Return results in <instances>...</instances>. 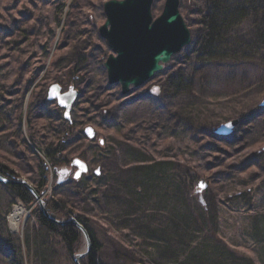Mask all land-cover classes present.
<instances>
[{
	"label": "rangeland",
	"instance_id": "374dc122",
	"mask_svg": "<svg viewBox=\"0 0 264 264\" xmlns=\"http://www.w3.org/2000/svg\"><path fill=\"white\" fill-rule=\"evenodd\" d=\"M107 1L0 0L1 28L9 27L16 20L18 23L23 16L29 20V31L33 37L22 46L23 52L17 56L18 61L24 58L25 61L31 60L34 64L44 44L48 43L47 56L44 58L41 56L44 68L26 90L21 106V133L25 140L24 144L31 148L33 154L23 145L17 151L16 147L12 146L15 151L7 153L9 148L4 144L1 160L10 164L18 178L33 183L31 180L34 176L36 178L38 158H42L37 149L40 146L39 142L53 143L57 139L55 136L61 137L60 132L62 134L61 129L51 130L53 125L45 130L46 114L41 110L40 103L53 83H61L62 89L68 90L70 83L64 80V75L74 64L76 65L73 55L83 53L86 62L81 63L79 60V71L73 73L74 80L71 82L80 97L75 101V103L78 101L76 105V113L79 110L78 118H75V113L72 114L75 126L73 123L69 124L73 127L70 133L73 140L68 157L73 159L78 154H84L89 163L87 176L91 179L75 186L68 178L65 185L58 187L55 184L56 178H52L43 189L44 201L52 199L60 203L66 211L72 212L71 218L75 216L86 218L101 246L99 258L103 264H219V259L224 264L252 262L254 264L257 259L264 260L262 233L264 225L255 234L251 228L253 217L264 215V203L262 202V205L255 203L261 197L263 201L264 197V189L257 192L259 187L264 186L262 184L264 165L246 174L239 172L243 162L250 155L254 156L255 152L264 148V109L260 114L257 109L264 94L256 96V92L253 91L231 99L212 100V103L204 105L203 113L198 118L202 127L213 128L211 135L205 133L196 140L193 134L180 135L176 132L178 136L169 138L167 121L175 116L180 118V115H183L181 106L185 107L183 103L187 101L164 99L159 90L158 95L161 97L153 94L152 88L159 87L156 79L129 96H122L120 86L109 85L107 81L102 64L111 51L98 35V29L105 22L103 5ZM200 1L202 0L179 1V13L190 30L192 40L194 31L189 25L195 17ZM164 3L165 0L153 1L151 9L153 19L161 15ZM52 4L61 8L56 21H53L49 10ZM14 5L20 7L22 17L15 14ZM44 6H47L45 10ZM50 20L52 23L47 26ZM3 57L8 56L0 47V58ZM62 61L65 66L59 64ZM4 63L0 62V66ZM26 63L22 62V65ZM173 63L176 61L172 60L165 68L172 66ZM24 69L18 68L20 71ZM13 72L12 66L8 76L10 80ZM19 85L20 82H17L13 92L7 93L8 96L5 94V99L20 92ZM40 85L41 89L37 90ZM39 97L42 98L37 107ZM8 103L10 100H7L6 104ZM104 112L115 115V123L122 131L121 142L135 146L155 161L174 163L178 173L186 171L190 176L199 175L200 180L194 187L195 192L199 194L195 197L203 205L207 204V200L217 204L215 219L207 231L203 233L193 229L189 233L181 232L179 227L181 223L177 215L178 204L171 197H163V187H138L136 181L130 180L122 157L100 151L98 148L100 140L104 145L107 143L108 147L113 145L112 140L105 142L106 134L103 133L105 122L101 120ZM38 118L42 120L41 125H36ZM232 120L238 121V125L231 134L227 137L218 135V128ZM80 124L95 130L96 137L93 141L86 138L83 140L84 135L80 130L84 127ZM31 129H34V132ZM33 135L37 145L30 140ZM12 142L17 144L15 139ZM91 156L95 157L96 164L92 163ZM223 159L230 165L220 170L222 174H214L215 168L211 170L212 172L205 173L207 166L211 168ZM97 167L100 168L102 176L100 175L101 179L96 177L95 179L99 180H94L92 172ZM233 167L236 170H232ZM74 171L75 168L72 167L71 175ZM200 182L203 188L197 186ZM241 185H246V189ZM248 186L251 190H247ZM245 192L249 198L242 197ZM15 206L21 207L24 214L19 220L16 234H12L5 218ZM35 206H38L37 203ZM2 220L6 222L5 228L9 234L18 236L20 240L24 230L35 224L31 210L20 202H12L0 189L1 227ZM258 225L259 222L256 227ZM85 249L86 243L81 236V247L73 258L83 253Z\"/></svg>",
	"mask_w": 264,
	"mask_h": 264
},
{
	"label": "trees",
	"instance_id": "16d2710c",
	"mask_svg": "<svg viewBox=\"0 0 264 264\" xmlns=\"http://www.w3.org/2000/svg\"><path fill=\"white\" fill-rule=\"evenodd\" d=\"M51 6L49 7L51 17L53 21H56L60 16L61 8L54 4ZM46 7L44 6V10ZM14 11L18 17L19 14L22 17L19 6L14 5ZM6 16L4 14V17L11 22V19ZM24 18L26 17L23 16L18 23L16 20L7 28L0 27V47L8 56L0 58V62H5L0 66V173L7 178L18 175L14 174L10 164L1 160L3 145L5 144L9 148L7 153L14 152L13 147H16L17 151L22 145L32 153L31 148L24 144L25 140L21 133V106L26 90L44 68L41 63V56L44 58L48 54V43H46L39 56L36 57L34 64L31 60L25 61L24 58L20 61L17 60V56L23 52L22 46L33 37L29 31V20ZM51 23L50 20L47 26ZM189 26L191 29L193 28L194 39L172 58L176 63L164 68L154 79L157 80L160 94H163L164 99L187 101L183 103L186 105L185 107L181 106L183 115H180V118L172 115L174 118L167 121L169 138L173 139L178 136L177 132L180 135L193 134L194 139L198 140L200 135L205 133L211 135L213 129L207 126L202 127L203 125L198 120L206 103H212V100H226L243 96L253 91L256 92V96L264 94V0H202ZM21 40L24 41L21 42ZM73 57L76 65L74 64L75 66L73 65L64 75V80L68 83L74 80L73 73L79 71V60L81 63L86 62L83 53H76ZM22 62L27 63L22 65ZM59 64L65 66L63 61ZM12 66L14 72L10 80L8 76ZM20 67L25 69L20 71L18 70ZM67 76L68 79L66 80ZM4 79L7 80L4 81ZM9 80L10 82L7 83ZM17 82H20V89L18 90L21 91L5 99V94L8 96L7 93L13 92V87L16 88ZM58 84L61 85V83ZM41 87L40 85L37 90H40ZM138 90H132L128 96ZM158 97L161 96L158 95ZM41 98L37 99V107ZM42 99L40 106L46 114L45 130L47 131L50 125H53L50 129H61L62 134L60 132L61 137L55 136L57 138L55 142L49 144L48 142H39L40 146L37 147L42 158H38L37 170L35 169L36 178L34 176L31 181H33L32 185L39 195L43 193V189L47 185L49 170L52 171L53 176L60 168H64L67 172L70 171L72 159L68 157V154L73 140L70 135L73 127L63 120L61 110L57 108L55 103L48 102L46 95ZM7 100H10V103L6 104ZM77 103L78 101L72 109V114H76L75 118L79 116V110L76 113ZM17 104L18 107H16ZM257 109L260 114L264 108L258 107ZM115 118L111 112H104L101 116V120L105 122L103 128V133L106 134H104L105 142L112 140L113 145L108 147L106 143V145L98 146L100 151L111 152L122 157L130 180L136 181L138 187L162 186L163 197H171L178 204L177 215L181 223L179 226L181 232L189 233L193 229L199 232L203 231V233L207 231L215 219L217 204L207 200V204L203 205L195 197L199 194L194 190L195 184L200 180L199 175L190 176L186 171L178 173L174 163L155 161L147 153L136 149L135 146L121 142L122 131L116 125ZM41 123L42 120L38 118L36 125H41ZM31 130L34 132V129ZM35 135L31 136L30 140L34 145H37ZM13 139L16 140L17 144L12 142ZM260 143L263 142L260 141ZM124 150L127 151L124 152ZM77 157L89 165L84 154H78ZM91 159L92 163L96 164L95 157L91 156ZM262 164L264 165V151L260 150L255 152L254 156L250 155L243 162L239 172L246 174L258 167L261 168ZM228 165L230 163L223 159L211 168L207 166L205 173L212 172L211 170L215 168L214 174H222L220 170ZM233 169L236 170L235 167ZM234 172L236 173V171ZM90 179L91 177L84 176L79 181L70 179V183L78 186ZM92 179L99 180L101 177L99 179L92 177ZM241 186L246 189V185ZM0 189L8 195L12 202L17 200L27 209H31L35 205L31 193L22 186L0 184ZM260 189H264V186L259 187L257 192L263 191ZM247 190H251L250 187ZM242 197L249 198L248 193H243ZM260 200L255 203L262 205L264 197L263 201L262 197ZM45 203L47 211L55 219L67 220L72 217V212L66 211L60 203L52 201V199H47ZM31 212L35 224L24 230L21 240L18 236L9 234L5 228L6 222L2 220L3 226H0V264H73V255L81 247L79 230L72 225L58 226L50 223L41 215L38 206H34ZM75 218L87 230L91 242V251L80 261V264H103L99 258L101 246L86 218L84 216H75ZM253 218L251 228L255 234L264 225V215H256ZM258 222L259 225L256 227ZM262 233L264 234V230ZM255 261L254 264H264L263 259ZM221 263L224 264L219 259V264Z\"/></svg>",
	"mask_w": 264,
	"mask_h": 264
},
{
	"label": "water",
	"instance_id": "95a60500",
	"mask_svg": "<svg viewBox=\"0 0 264 264\" xmlns=\"http://www.w3.org/2000/svg\"><path fill=\"white\" fill-rule=\"evenodd\" d=\"M153 1L109 0L103 6L106 20L98 33L111 51L103 66L109 85H119L122 95L128 94L131 87L137 89L152 80L163 71L164 65L168 64L174 55L191 42V33L179 13L180 0H165L162 13L156 19L152 18L151 13ZM152 93L156 95L158 88H154ZM76 97L75 91L61 94L58 85H52L47 93V100L55 101L58 107L63 109L66 121L71 120L70 112ZM261 106L264 107V98ZM237 125L238 121H229L218 128L217 134L227 137ZM84 134L90 140L95 137L91 127H87ZM100 143L103 144L102 141ZM72 166L76 168L74 180L87 173L86 164L78 159L72 161ZM94 174L98 176L100 170L96 169ZM65 177V173L60 171L57 183L61 184ZM0 183L26 188L37 202L41 215L50 223L58 226L72 225L80 231L86 249L73 258L74 264H80V260L90 253L89 235L75 218L54 219L46 210L42 197L25 180H12L0 174ZM197 186L203 188L201 182Z\"/></svg>",
	"mask_w": 264,
	"mask_h": 264
},
{
	"label": "bare ground",
	"instance_id": "6f19581e",
	"mask_svg": "<svg viewBox=\"0 0 264 264\" xmlns=\"http://www.w3.org/2000/svg\"><path fill=\"white\" fill-rule=\"evenodd\" d=\"M23 214H24V210L21 207L15 206L12 209V211L8 217V221H9L11 231L13 233H15L16 227L18 226L19 220L23 216Z\"/></svg>",
	"mask_w": 264,
	"mask_h": 264
},
{
	"label": "flooded vegetation",
	"instance_id": "af4514ba",
	"mask_svg": "<svg viewBox=\"0 0 264 264\" xmlns=\"http://www.w3.org/2000/svg\"><path fill=\"white\" fill-rule=\"evenodd\" d=\"M80 132L82 133L83 131H82V130H80ZM55 177H56V181H58V177H57V175H56Z\"/></svg>",
	"mask_w": 264,
	"mask_h": 264
},
{
	"label": "snow or ice",
	"instance_id": "6c2138e0",
	"mask_svg": "<svg viewBox=\"0 0 264 264\" xmlns=\"http://www.w3.org/2000/svg\"><path fill=\"white\" fill-rule=\"evenodd\" d=\"M90 131V130H89Z\"/></svg>",
	"mask_w": 264,
	"mask_h": 264
}]
</instances>
